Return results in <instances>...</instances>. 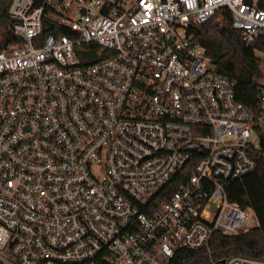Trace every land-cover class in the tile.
<instances>
[{
	"label": "built area",
	"instance_id": "obj_1",
	"mask_svg": "<svg viewBox=\"0 0 264 264\" xmlns=\"http://www.w3.org/2000/svg\"><path fill=\"white\" fill-rule=\"evenodd\" d=\"M224 8L264 64V0H13L0 35V262L216 260V231L259 225L227 184L252 172L257 111L216 70L196 28ZM255 220L254 223L252 221Z\"/></svg>",
	"mask_w": 264,
	"mask_h": 264
},
{
	"label": "trees",
	"instance_id": "obj_2",
	"mask_svg": "<svg viewBox=\"0 0 264 264\" xmlns=\"http://www.w3.org/2000/svg\"><path fill=\"white\" fill-rule=\"evenodd\" d=\"M43 1L35 0L37 4ZM12 2L0 0L1 45L14 39L10 17ZM232 21V13L224 8L215 18L196 28L195 39L203 43L207 53L215 60L216 70L235 80L237 99L257 111L264 77V64L256 55L260 45L244 44L240 31L233 27ZM227 193L231 201L242 207H251L258 217L259 225L234 235L216 231L211 241L214 257L220 260L236 253L264 255V140L256 168L242 178L229 181ZM207 258L205 249L182 248L169 264H204Z\"/></svg>",
	"mask_w": 264,
	"mask_h": 264
},
{
	"label": "rangeland",
	"instance_id": "obj_3",
	"mask_svg": "<svg viewBox=\"0 0 264 264\" xmlns=\"http://www.w3.org/2000/svg\"><path fill=\"white\" fill-rule=\"evenodd\" d=\"M0 28H1V27H0ZM254 222H255V220H253V221H252V223H254ZM0 264H3V263H2V262H0Z\"/></svg>",
	"mask_w": 264,
	"mask_h": 264
},
{
	"label": "water",
	"instance_id": "obj_4",
	"mask_svg": "<svg viewBox=\"0 0 264 264\" xmlns=\"http://www.w3.org/2000/svg\"><path fill=\"white\" fill-rule=\"evenodd\" d=\"M212 63H215V60L214 59L212 60Z\"/></svg>",
	"mask_w": 264,
	"mask_h": 264
}]
</instances>
